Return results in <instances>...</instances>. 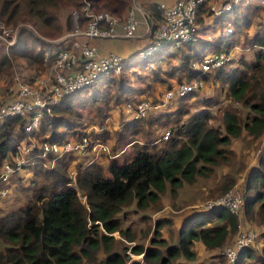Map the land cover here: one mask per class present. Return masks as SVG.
Wrapping results in <instances>:
<instances>
[{
	"label": "trees",
	"instance_id": "1",
	"mask_svg": "<svg viewBox=\"0 0 264 264\" xmlns=\"http://www.w3.org/2000/svg\"><path fill=\"white\" fill-rule=\"evenodd\" d=\"M259 1L262 5L253 6V2ZM90 2L94 11L117 14L132 0ZM160 3L145 6L154 28L163 16L158 8ZM83 5L84 0H0V15L7 26L31 23L42 35L36 36L23 26L14 46L8 49L0 41V74L11 71V58L29 60L38 66L44 64L48 48L45 38L54 39L64 31H72L74 10H79V22L85 26L87 17L82 11ZM64 12L69 14L62 25L59 17ZM263 13L264 0H244L239 7L221 17L215 16L207 4L201 5L196 20L200 28L207 30L206 17L215 16L217 22L229 23L221 41L197 37L195 42L180 49L166 45L159 51H173L163 56L154 57L159 51L146 58L138 56L120 74L104 77L95 85L66 96L54 107L53 116L41 123L32 138L36 141L41 137L53 141L82 139L85 126L91 123L102 126L115 109L121 110L124 122L126 103L156 100L175 85L192 81L200 73L192 65L194 60L201 61L207 54L230 52L236 45L257 48L253 61L239 59L243 68L225 65L203 76L206 82L220 84L221 92L215 96L225 93L227 104L223 105L215 96H201L200 93L206 91L202 87L171 101L146 118L125 122L127 135L120 140V152L110 160V177L104 175L100 161L86 166L84 162H77L76 155L72 154L56 161L48 157L47 160L54 163L52 167L46 165V159H37L15 175L11 188L15 191L14 196L16 193L24 196V203L18 207L14 204L10 209L0 206V264H91L98 261L104 264H191L197 261L196 242H201L208 251H221L240 228L238 216L227 208L192 211L179 225L176 243L162 236L166 225L173 228L168 217L154 221L153 229L141 231V241L131 227L122 226L120 216L133 204L143 212L160 211L167 192L174 197L184 185L209 180L218 168L228 165L235 155L231 148L233 139L243 132L254 139L264 136V97L258 102L253 100L259 90L264 93ZM255 18L261 20L257 24L260 29L250 34ZM176 58L178 63L173 65L172 60ZM165 62L173 67L170 71L163 69ZM147 69L152 73L140 72ZM252 73L258 76L255 82ZM136 76L145 87L136 86ZM173 79H177L175 84H172ZM161 84L165 87L158 88ZM90 87L93 89L89 90ZM196 99L202 105L199 109L188 105L197 102ZM178 102L180 104H176ZM89 113L93 115L88 116ZM172 116L175 118L168 120L171 134L167 140L150 137L145 143L138 141L137 136L144 133L147 119L151 118L155 123ZM24 124L25 119L20 116L0 119V168L13 161L17 144L26 136ZM148 135L153 136L150 132ZM93 138L107 139L109 134L107 131L95 132ZM73 169H77L75 177L71 175ZM24 172L32 175L29 187L22 182ZM233 185V181L225 182L219 192H227ZM10 196L1 199L0 203L8 201ZM243 199L246 219L264 225V146L257 165L245 178ZM149 217L146 214L143 219ZM122 239L135 242L131 252L137 256L142 254L143 261L130 260L126 253L129 246L124 247ZM255 242L239 252L237 264L255 260L264 264V248L255 247ZM119 246L122 251L117 249ZM219 260L218 264L225 263L223 257Z\"/></svg>",
	"mask_w": 264,
	"mask_h": 264
},
{
	"label": "built area",
	"instance_id": "2",
	"mask_svg": "<svg viewBox=\"0 0 264 264\" xmlns=\"http://www.w3.org/2000/svg\"><path fill=\"white\" fill-rule=\"evenodd\" d=\"M211 0H176L168 5L161 2L158 8L163 16L154 28L151 15L147 10L134 0L125 19L110 11H94L90 0H84L82 11L87 17L85 26L79 22L80 12L72 13L74 28L69 34L57 41L48 43L44 56V64L51 66L52 76L47 79L37 78L32 84L16 79V84L7 92L0 87V119L9 116H20L25 119L24 130L26 136L16 146L14 159L6 162L0 168V200L6 199L12 193L11 182L15 175L22 172L37 159L53 157L56 161L65 155H76L77 162L91 165L100 157L110 154V147L100 138L84 135L82 139L45 140L36 141L32 135L39 130L41 123L53 116V109L66 96L72 95L85 87L98 83L102 78L113 73L120 74L132 61L114 51L101 54L95 40H109L124 38L136 40L145 30V35L150 37L148 44L141 49L139 57L146 58L153 55L166 45L180 49L185 44L195 42L198 26L197 10L201 5L209 4ZM244 0H227L222 8L211 7L216 16L223 12L239 7ZM19 27H8L0 15V41L9 49L18 40ZM65 45V47L60 46ZM56 46H59L56 48ZM53 48H56L53 50ZM234 51H221L207 54L201 61L194 60L192 65L200 73L190 82L177 84L166 90L156 100L144 99L137 103L128 102L125 112L131 119L148 117L153 111L166 107L171 101L185 97L190 92L204 86L203 76L225 65H230ZM35 85V86H34ZM168 129L159 141L170 137ZM36 150V152H34ZM48 163V164H47ZM77 169L71 172L75 177ZM86 200V197H82ZM244 199L237 191L229 190L219 201L209 203L205 210L224 207L237 216L243 210ZM243 231V230H242ZM239 228L235 238L228 241L222 249L221 255L224 264H237L239 252L252 245L257 237L254 231L242 232ZM231 240V243H230ZM140 258L143 255H138Z\"/></svg>",
	"mask_w": 264,
	"mask_h": 264
},
{
	"label": "rangeland",
	"instance_id": "3",
	"mask_svg": "<svg viewBox=\"0 0 264 264\" xmlns=\"http://www.w3.org/2000/svg\"><path fill=\"white\" fill-rule=\"evenodd\" d=\"M134 0H132L131 4L133 3ZM227 0H225L226 2ZM219 2L218 0H211L210 1V5L207 4L210 7V10L212 11L211 7L214 6L216 9H218L219 7L222 8L223 3ZM260 1L257 2H253V6L254 5H262L259 4ZM131 4H129L128 7L126 8H120L117 15L119 16H123L124 19L126 17V12L129 10V8L131 7ZM252 10H254L253 8H251ZM213 12V11H212ZM227 12H223L221 15H219L218 17L223 16L224 14H226ZM69 12H64L60 15L59 20L61 22V24H65L66 20H67V16H68ZM214 14V12H213ZM125 15V16H124ZM215 15V14H214ZM216 16V15H215ZM264 16V13H263ZM255 24L252 26L251 29H249V33H253L254 30L260 29V27L257 25L258 23L261 22V20H259L258 18H255ZM229 26V23L227 24ZM27 27L30 31H32L36 36L41 37V33L39 31L36 30V28L30 23V24H20L18 25V27L21 29L22 27ZM8 27H12L13 29H16L17 27H13V26H8ZM19 29V32H20ZM227 28H224V32L226 31ZM69 31H64L59 37L54 38V39H46L45 40L48 43L57 41L59 39H63L65 38L69 32ZM19 32H18V37H19ZM54 32V31H52ZM41 35V36H40ZM18 41V40H17ZM240 50H236V52L233 55V60L232 63L230 65H228L230 67L234 66V67H242V65L239 62V59H246V61H253L254 58V53L257 50V48H252L250 46H245L244 45H239ZM56 48H53V50H55ZM166 52V50H161L159 52H157L155 54L154 57H158L159 55H164ZM12 59V69L9 72H2L0 74V87L4 90V95L5 98L7 97V92L9 91V89L13 88L16 84V79H20L21 82H27L32 84L37 78L40 79H47L49 77L52 76V69L51 66H47L45 64L39 65H33L29 60H25V59H19V58H11ZM243 60V59H242ZM130 61H136V55L133 59H131ZM178 60H173L172 64L173 65H177ZM131 62V63H132ZM151 67H156L155 65H151ZM164 68H167L169 70H171V64L169 63H165L164 64ZM243 68V67H242ZM140 72H145L144 70H141ZM148 73H152V72H148ZM259 75V74H258ZM252 77H253V82H255V80H257L256 75H254L252 73ZM140 85L144 84V82L139 78V77H135L134 78V82H136ZM33 85V84H32ZM35 86V85H34ZM219 87V88H218ZM203 88L206 90L204 91V93H200L201 96H206L205 97H214L215 95H217L218 93L221 92L220 90V84H213L212 82H206L204 81V86ZM218 88V90L216 91V89ZM264 88V85H263ZM93 88H89V90H91ZM223 91V90H222ZM216 98H218L219 102H223L222 104L225 105L227 104L226 101V94L222 93L221 96H215ZM264 97V93H262V90H259L257 92V94H255V96L253 97V100L258 102L259 100H263ZM197 102H190L188 103V105H190V107L192 106V108H201L202 105L200 104L199 99H196ZM176 104H180V102L176 103ZM184 105V103L182 104ZM181 105V106H182ZM180 106V107H181ZM117 112H113L111 114V116L105 121V123L102 126H98L95 123H91L89 126H85L84 127V134L85 135H90L93 137V133L97 132L96 128L100 129V127H105V126H109L110 125V129L106 130L109 134V138L107 139H101V141H103L104 143H106L110 149H111V153L110 154H105L102 157H100V162L101 160L103 161L102 165L104 167V175L107 177H110V172L108 169V166L110 164V160L113 156L116 155V153H119L120 149H121V141L127 134L126 131L124 130V125L125 123L123 122V120H121V113H120V109H115ZM93 114H88V116H92ZM163 115H166L163 113ZM244 115V112L242 114ZM174 116L170 117H164L162 118L160 121L153 123V120L151 118L147 119L146 123L144 124V133L140 136H137L138 141L145 143V141H147V139H149L150 137H154L156 139H161L162 138V134L164 133V131L166 129L171 128V126H169V121H173L174 120ZM151 123H153L152 127L150 126ZM152 128V129H151ZM150 130V131H149ZM119 131V132H118ZM117 132L120 134V136H118ZM150 132V134H152L153 136L148 135ZM43 138V137H41ZM71 139V138H68ZM153 139V138H152ZM37 140V139H36ZM65 140V139H63ZM161 145H163V143H160ZM264 146V136H262L259 139H254L251 136H248L246 132H243V134L237 138V139H233V143L231 145L232 150L234 151L235 155L233 156L231 162L224 166V167H220L217 170V173L215 176H213L211 179L209 180H201L199 181L197 184L189 186V185H184L183 188H181L178 192V194L176 196H171V194H169V192H167L162 200V204H161V210L157 211V212H152V211H140L137 210L135 208V205L133 204L131 207H128L125 212L120 216L121 221H122V226L124 228L126 227H131L133 232L135 234L138 235V237H140V240L142 241L143 237H141V231H146L149 228L154 227V221H156L159 218H163V217H168L170 218V220L172 221L173 224V228H171V225H166L163 228L162 231V236L164 238L170 239V241H172V243H176L178 240V234H177V230L179 225H182L185 217L187 215H189L192 211L194 210H200V209H205L208 204L210 203H214L219 201L229 190L233 191H237L238 193H240L243 197V193H244V184H245V178L248 175V173L250 172V170L255 167V165H257V160L259 158V155L261 153V149ZM119 149V150H118ZM48 159V158H47ZM48 164V163H47ZM53 162L50 161L48 164V167H52L53 166ZM32 175L29 177H23L22 182L25 184L26 187H29L30 182L32 181ZM228 181H233L234 185L233 187H231L230 189H228L227 192L224 193H220L219 189L220 187ZM17 182V180H16ZM15 182V183H16ZM16 186V184H15ZM14 189L12 190V194H11V198H9L8 201L6 202H1L0 206L4 207V209H6L7 207L10 209L11 206H13L14 204H16V207H18L20 204L24 203L23 200V195L20 196V194L16 193L14 196ZM17 195V197H16ZM21 200V202L19 201ZM83 200V198H82ZM84 201V200H83ZM150 215V217L148 219H143L144 215ZM239 221H240V230L242 232H246V231H254L255 233H257V237H256V242H255V247H260L262 249V247L264 248V239L262 238V234L264 233V225H259L258 223H254V222H249L246 219V216L244 214V210H241V212L238 215ZM153 229V228H151ZM133 233V234H134ZM236 235V234H235ZM235 235L232 236L231 240L233 238H235ZM117 238L120 239L119 234H116ZM230 240V243H231ZM121 241V240H120ZM124 241V242H123ZM122 243L123 246L127 247L129 246L128 250L126 251L127 255L130 257V260H141L143 261V258H140L139 256L135 255L133 252H131V246H133L135 244V242H129L125 239H122ZM149 244V241H146V245ZM118 250L122 251V246L117 247ZM195 250L197 251V261L191 264H218L219 263V259H221V257H223L221 255V253L223 252L222 250L219 252H211L208 251L204 245L201 242H196L195 245ZM217 254V256L220 254L221 257H217L215 256ZM214 257V258H211ZM217 257V258H215ZM100 260H102L103 256L100 255L99 256ZM224 258V257H223ZM91 264H104L102 261H98L97 263H91ZM247 264H259L258 261H252L251 263H247Z\"/></svg>",
	"mask_w": 264,
	"mask_h": 264
},
{
	"label": "crops",
	"instance_id": "4",
	"mask_svg": "<svg viewBox=\"0 0 264 264\" xmlns=\"http://www.w3.org/2000/svg\"><path fill=\"white\" fill-rule=\"evenodd\" d=\"M139 4H141L144 8L146 5L150 4V3H155V2H164L168 5L173 4L176 0H137ZM219 2L225 1V0H218ZM128 11L126 12V16H127ZM125 16V15H124ZM123 17V16H121ZM215 18V16H213ZM213 17H206V25H207V30L204 28L202 29V27L200 28V26H198V30H197V37H201L202 39H208L211 40L212 42H218L221 41L225 34L226 31L224 32V28L230 27L227 25V23H222L220 21H216V19H214ZM124 18V17H123ZM226 29V30H227ZM255 32V30L253 31ZM145 30L140 32V34L142 35L141 37H139L136 40H128V39H124V38H116V39H109V40H95L94 43L97 44V46L99 47L100 53L101 54H106L110 51H114L120 55H122L124 57V59L127 60H131L135 57L139 56V52L141 51V49H143L149 42L150 37H147L145 34ZM199 39V38H198ZM197 40V38H196ZM240 50L239 45H236L232 50L234 51V53L236 52V50ZM173 51V50H172ZM171 49L168 50L167 53L172 52ZM173 60H178L173 59ZM172 60V61H173ZM178 62V61H177ZM166 63V62H165ZM164 63V64H165ZM172 67V66H171ZM163 69L170 71L167 68H164L163 65ZM172 69V68H171ZM151 71H145L142 72V74L148 75ZM177 82V79H173L172 84H175ZM136 86L138 87H145V84H138L136 81ZM165 87L164 85H158V88H163ZM125 107V105H124ZM118 113V111H115ZM125 112V108L123 113ZM121 113V111H120ZM126 113V112H125ZM124 113V115H125ZM125 122H128L131 120V116L126 113L125 115ZM110 123L109 126H105V127H100V129L96 128L97 132H103L106 131L108 129H110ZM101 158L98 159V161H100ZM103 160V159H102ZM101 160V163H103V161ZM73 171V170H72ZM24 177H29L30 175H28L26 172L23 173Z\"/></svg>",
	"mask_w": 264,
	"mask_h": 264
}]
</instances>
